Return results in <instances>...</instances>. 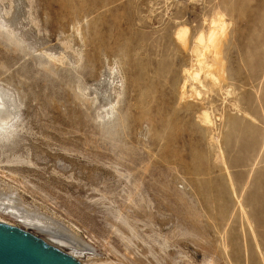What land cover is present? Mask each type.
I'll list each match as a JSON object with an SVG mask.
<instances>
[{
  "label": "rangeland",
  "instance_id": "374dc122",
  "mask_svg": "<svg viewBox=\"0 0 264 264\" xmlns=\"http://www.w3.org/2000/svg\"><path fill=\"white\" fill-rule=\"evenodd\" d=\"M0 12L14 21L0 24V85L18 104L0 126V221L83 264H264V0H0ZM218 15L206 60L217 54L219 81L203 71L200 98L180 96L193 37ZM22 209L85 247L10 215Z\"/></svg>",
  "mask_w": 264,
  "mask_h": 264
},
{
  "label": "bare ground",
  "instance_id": "6f19581e",
  "mask_svg": "<svg viewBox=\"0 0 264 264\" xmlns=\"http://www.w3.org/2000/svg\"><path fill=\"white\" fill-rule=\"evenodd\" d=\"M3 12V11H2ZM223 14V13H222ZM5 14H1L0 12V24H4L7 23L8 21L10 22H14L12 21L13 18L10 19H6V17H4ZM222 17V16H221ZM221 17L218 15L217 17L213 18L211 17V19H209L208 21V29L205 32H199L194 38L193 42V46L191 49V52L193 53V59L191 61H193V63H191V66L189 67V69L184 70L187 74L186 76V81H183L182 86L180 87V89L183 91L181 92L180 96H187L185 98H189L191 95L195 96L196 98H200V92L196 89L197 87H195V85H200L202 83V76L201 73L203 71L204 72V77L205 78H209L211 79V81L213 83H215L218 80V75L217 74H213L210 70L208 69H213V65L215 64V56L218 54L217 51H215L218 47H219V43H220V37L223 35L224 30H225V22L222 21ZM225 20V19H223ZM2 21V22H1ZM207 21V20H206ZM8 22V23H9ZM204 22V20H203ZM205 23V22H204ZM230 23V22H229ZM1 24V25H2ZM12 24V23H11ZM175 24V23H174ZM14 25V24H13ZM177 25V24H176ZM203 25V24H202ZM184 26V25H183ZM187 35H188V28L185 27H178L177 30L175 31V39L180 42L182 45H186V41H187ZM190 43V42H189ZM192 45V44H191ZM221 45V44H220ZM218 46V47H217ZM190 48V47H189ZM217 52V54L213 55V59L211 60V62H208L206 60V55L209 52ZM219 56V55H218ZM208 59V58H207ZM210 59V58H209ZM217 59V57H216ZM219 59V58H218ZM217 59V60H218ZM221 60V59H220ZM217 64V62H216ZM219 65V64H218ZM221 66V65H220ZM211 67V68H210ZM117 68V67H116ZM218 67L216 66V69ZM206 69V70H205ZM221 70V69H220ZM215 73V72H214ZM218 73V72H216ZM224 73V72H223ZM185 74V73H184ZM219 74V73H218ZM221 74V73H220ZM217 76V77H216ZM203 77V78H204ZM221 77V76H220ZM107 78H108V83L106 85V89L104 88L103 91L100 93V97H101V103L100 106L102 107L101 104H103L104 106H108V108L114 106V103L116 102V97H113L111 95L110 92L111 91H115L114 87H113V83L116 81V73H115V69L114 67H110L108 70V74H107ZM204 78V79H205ZM184 80V79H183ZM206 80V79H205ZM221 80V79H220ZM190 81L191 83H188L190 86V89L187 91H184L185 87L187 86L186 82ZM207 83V82H206ZM118 84V83H117ZM203 84V83H202ZM201 84V85H202ZM218 85V84H217ZM116 86V85H115ZM220 86V85H219ZM201 87V86H200ZM198 87V88H200ZM204 87V86H203ZM202 87V88H203ZM212 87V86H211ZM95 90L97 88H94ZM113 89V90H111ZM225 89V88H224ZM111 90V91H110ZM206 90V88L204 89ZM228 90V89H227ZM93 91V90H92ZM110 91V92H108ZM230 91V90H229ZM13 92V91H12ZM9 89L3 87L2 85H0V126L4 125L6 122H8L9 120H11L15 113L17 112V108H18V104L17 101L14 97V94L12 93ZM96 92V91H93ZM207 92V90H206ZM209 92V91H208ZM114 93V92H113ZM191 93V94H189ZM202 93V92H201ZM205 93V92H204ZM98 93L96 92L95 95H97ZM189 94V95H187ZM116 95V94H114ZM189 96V97H188ZM202 96V95H201ZM227 96V95H226ZM97 97V96H96ZM193 97V96H192ZM181 98V97H179ZM184 98V97H183ZM182 98V99H183ZM203 98V97H202ZM190 100V99H189ZM100 101V100H99ZM19 103V102H18ZM20 104V103H19ZM222 105V104H221ZM211 106V105H210ZM209 106V107H210ZM104 108V107H103ZM106 108V107H105ZM107 109V108H106ZM101 110V109H100ZM198 110V109H197ZM207 112V110H205ZM203 111L201 113H203L202 117V123L204 122V124L208 121V117H207V113ZM210 111V110H209ZM105 113V112H104ZM106 114V113H105ZM209 116V115H208ZM200 117V118H201ZM210 119V118H209ZM200 120V119H199ZM211 120V119H210ZM212 121V120H211ZM213 123V122H212ZM210 124V122H209ZM213 125V124H212ZM211 125V126H212ZM210 126V125H209ZM218 145V144H217ZM220 153V152H219ZM7 198V197H6ZM11 198V197H10ZM13 198V196H12ZM11 198V199H12ZM9 199V198H8ZM4 200V199H3ZM6 201V200H5ZM8 201V200H7ZM3 202V201H2ZM13 202V201H12ZM11 202V203H12ZM15 202V201H14ZM6 203V202H5ZM9 203V202H8ZM8 203H6L4 205V207H8ZM18 203V202H17ZM3 204V203H2ZM10 204V203H9ZM7 205V206H6ZM11 205V204H10ZM13 208L16 209L15 204H13ZM18 205V204H17ZM3 206V205H2ZM21 207V206H19ZM18 207V208H19ZM25 209V208H24ZM27 210V209H26ZM1 211H4V209H1ZM10 211V210H8ZM15 210H12L10 212V215L14 216V217H18L19 220H21L24 224L26 225H31L33 227H36L38 230L43 231L45 233H47L50 237H52L54 240L61 242V243H67V244H71L74 245L75 247H82V249L85 247V245L81 242V240H79V238H77V236H75L73 233H70L69 230L66 229V227L64 228L60 223H58L57 221H54L53 219H51L50 217H44L42 215H36L33 213L28 214V211H25L27 214H25L23 212V209L21 210V213L17 211V213L13 212ZM20 211V210H19ZM23 212V213H22ZM32 214V215H31ZM4 222V221H3ZM51 241V240H50ZM49 241V242H50ZM53 242V241H52ZM225 245V244H224Z\"/></svg>",
  "mask_w": 264,
  "mask_h": 264
},
{
  "label": "water",
  "instance_id": "95a60500",
  "mask_svg": "<svg viewBox=\"0 0 264 264\" xmlns=\"http://www.w3.org/2000/svg\"><path fill=\"white\" fill-rule=\"evenodd\" d=\"M0 264H83L60 245L0 221Z\"/></svg>",
  "mask_w": 264,
  "mask_h": 264
}]
</instances>
